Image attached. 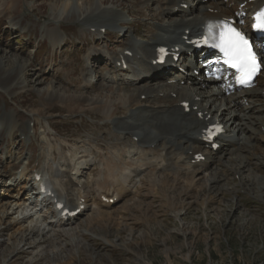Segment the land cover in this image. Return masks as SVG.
Segmentation results:
<instances>
[{"label": "rangeland", "instance_id": "rangeland-1", "mask_svg": "<svg viewBox=\"0 0 264 264\" xmlns=\"http://www.w3.org/2000/svg\"><path fill=\"white\" fill-rule=\"evenodd\" d=\"M64 2L0 0V58L4 59V68H12L15 61L28 63L24 90L10 94L0 87V119L6 120L5 112L15 110L26 121L40 119L28 142L23 139L24 134L14 131L8 136L0 128V170L5 163L2 150L11 149L18 158L27 153L32 155L45 144L41 139L45 133L49 134L50 141H62L70 148L81 145L91 129L97 133L101 130L105 136L106 129L115 131L104 111L69 110L61 102L47 107L43 105L40 91L52 85L68 94L99 96L103 93L114 100L113 111L118 114L115 116L124 117L126 111L119 104L118 92L103 88L115 84L103 80L99 87H92L95 85L92 82L89 89H80L82 70L87 66L84 57L89 50L103 47L114 54L134 36L143 41L157 37L153 32L161 18L155 0H103L104 7L121 12L128 22L108 27L102 38L87 31L93 29L87 23H99L101 19L89 18L84 23L65 16L60 22H53V12L58 14ZM96 2L87 0L82 11L87 14V8ZM44 25L60 27L62 40L56 41L60 40V34L55 27L48 31L54 37V45L49 38H44L41 33ZM116 31L122 32L115 35ZM91 61L98 64L99 73L107 65L106 56L100 53H94ZM122 89L123 97L136 93L131 86ZM250 141L258 146L251 157L250 172L225 173L217 183L220 171L217 182L210 187H206L205 180L192 177L193 174L168 171L161 174L160 186H155L152 183L155 175L147 172L136 194H129L116 207L85 215L43 244L42 238L28 237L29 233L23 231L24 225L14 223L18 213L2 219L4 208L0 207V231H6L0 235L4 239H0V264H264V134L255 135ZM247 178L246 185H239L241 179ZM2 193L0 199H3ZM4 200L7 204L14 198Z\"/></svg>", "mask_w": 264, "mask_h": 264}, {"label": "bare ground", "instance_id": "bare-ground-1", "mask_svg": "<svg viewBox=\"0 0 264 264\" xmlns=\"http://www.w3.org/2000/svg\"><path fill=\"white\" fill-rule=\"evenodd\" d=\"M86 1L87 0H65L64 6L59 9L58 14L53 12L52 21L60 22V19H63L65 16L67 19L80 20L84 21V23L89 18L101 19L99 23L91 25L87 23L91 28H95L94 30L97 31L103 28L108 29V27H115V25L122 26V23L127 21L121 12L114 8L104 7L103 0H97L96 4L87 8V14H85L82 11V7ZM180 1L181 0H158L161 22L159 21L157 24L158 31L156 33L154 32L157 35L156 39L152 38V41H148L146 44L136 41L135 39H131L133 40L131 44L129 42V47L137 51L140 56V59L137 58L138 60L132 62V79L135 82L142 83L138 88L134 89L136 93H132L128 97H123V95H121L124 90L122 87H116L115 85L103 86V88H108L110 92H118L120 96L119 104L121 108H125L126 111L124 117L119 118L115 116L117 113L113 111L114 100L103 95V93L101 95L99 94V96H84V94L80 93L68 94L64 91L61 92L55 89L52 85L40 91L42 93L43 105L47 107L51 104L54 106L57 102H61L69 110L75 108L83 110L88 108L104 111L107 121L116 127V130L113 131L114 140H121L122 147L114 146L116 149L111 156L104 157L101 155L102 159H108L104 165L108 171L109 180L101 179V175L96 179L98 184L103 183V188H106V186L113 181L115 183V176L121 171H128L126 178L127 183L131 174L139 175L144 165L151 164V159L158 162V166L149 171L153 172V175H155L152 178V183L155 186H160L162 183L160 176L164 172L160 170V167H166V162L168 165L175 168L179 166L191 167L187 159H192L193 155L203 152V150L200 149L199 146L179 138V135L184 132L183 127L187 126L188 123L195 127L201 123L220 121L229 130V136L235 138V140L229 144V147L220 154H207V160L211 162V165L215 166L210 168V175L209 173H205L207 170L198 167L192 172V177H195L196 180H205V182H207L206 187H210L213 182H217L218 179L216 175L220 171L219 182L217 183H220L225 173L241 175L250 172L252 165L250 163L251 157L253 151L258 147L256 144H252L250 139L255 135L260 137L264 134V70L261 73L260 82L257 87L248 91L228 95L222 90L217 89V84L206 87H199L197 85L180 86L179 82L181 80L187 82L188 79L193 80L192 77L183 76L181 73L169 76L165 70L161 69L158 71L157 68L155 69V67L150 65V61L154 58V47L157 45L177 44L181 41V36L186 34L184 32L185 29L188 28L197 31L207 19L230 13L224 7V0H209L207 4H204L202 0H200L201 3L197 8L189 10L181 9L179 7ZM262 1L263 0H259L258 3L260 4ZM147 2L148 1H143L144 4ZM250 6L251 4L248 3L247 7ZM210 9H214L217 12L211 13L209 11ZM56 41L58 42L59 39H56ZM105 49L91 50L85 55L86 60H89L90 55L97 51L107 54L110 58H117V56L114 55L115 53L113 54V52ZM3 63L4 59L0 58V87L4 88L5 91L10 94L24 90L26 86L25 69L28 63L15 61L16 65L12 68H4ZM85 73L89 75V70H85ZM145 75H147V78H145ZM154 76L157 78H155L157 80L156 82H160L161 85H149L150 80L148 78H153L151 81H154ZM174 78H176L178 83H173L174 85L169 84L168 80ZM12 86L17 87L18 91H14ZM111 95H113V93ZM246 101H249V107L245 106ZM182 103H189L191 116L187 120L180 108ZM118 110L117 108V111ZM14 112L19 115L18 111L15 110ZM14 112L11 114L15 118ZM30 120L32 119L27 118L26 121L25 118H15L16 124L17 122L25 123ZM37 120L40 119L37 118ZM135 139L136 141H134ZM259 140L261 141V139ZM99 151L101 152L102 150ZM176 152L184 154V157H178L180 154L177 155ZM142 155H145V158L141 157ZM151 155L152 158L148 157ZM10 159L14 160V158ZM50 161L51 160H49V162ZM76 161L77 158L72 159L70 161L71 165L75 164ZM28 162L29 157H24V159L18 160L16 163H12V165L9 166L12 168L16 167L17 170L21 165L27 164ZM47 164V160L43 159V161H40L39 168H44ZM50 165H54V169H56L55 164ZM62 165L65 167L63 170L65 172L68 166H70L67 156L64 157ZM72 167L74 168V165H72ZM6 173L5 170H0V188L3 187V185H7V183L2 181ZM57 173L60 172L57 170ZM27 175L28 170L26 168L21 172V179L19 181L14 180L10 183V185H12L11 187L19 186L22 179H25ZM247 180L248 178L241 179L239 185H246ZM74 182H79L77 176L69 178L66 187L65 185L62 186V189L66 192L67 198L69 197L71 200L75 199L73 193L75 187ZM192 185H194V182ZM252 186L254 185L252 184ZM24 188L28 189V185L26 184ZM126 189L127 187H125L122 193L126 192ZM262 189H264V185ZM5 196L14 197L15 199L7 204H5L6 201H3V203L1 202L2 204L0 207L4 208V216L2 219L5 218V215L18 213V216L14 217V223L21 224V226L24 225L23 231L29 233L30 236L28 237L34 239L42 238L39 240L41 242L43 241V244L48 242L52 237L58 235L60 231L63 232L68 229L69 226L58 229L61 228V226L57 225L55 222V225L58 227L56 228L53 225V219L50 220L46 218L43 213L38 211L37 205L34 204L37 198L36 192L29 189L26 197H15L14 194L5 192ZM8 228L9 226L5 229L8 230ZM5 232L4 229H2L0 235ZM0 239L4 240L3 237Z\"/></svg>", "mask_w": 264, "mask_h": 264}, {"label": "snow or ice", "instance_id": "snow-or-ice-1", "mask_svg": "<svg viewBox=\"0 0 264 264\" xmlns=\"http://www.w3.org/2000/svg\"><path fill=\"white\" fill-rule=\"evenodd\" d=\"M253 27L264 33V9L256 13ZM217 40L216 47L225 56V63L236 70V80L241 85H250L252 79L261 71V56L254 50L250 39L231 23H225L219 28L218 35L212 36ZM163 51V50H162Z\"/></svg>", "mask_w": 264, "mask_h": 264}]
</instances>
